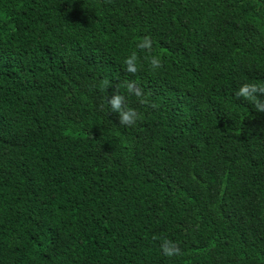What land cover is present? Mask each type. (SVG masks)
<instances>
[{
    "label": "trees",
    "instance_id": "1",
    "mask_svg": "<svg viewBox=\"0 0 264 264\" xmlns=\"http://www.w3.org/2000/svg\"><path fill=\"white\" fill-rule=\"evenodd\" d=\"M126 79L150 101L120 88L133 127L108 105ZM245 83H264V0H0V264H264Z\"/></svg>",
    "mask_w": 264,
    "mask_h": 264
},
{
    "label": "clouds",
    "instance_id": "2",
    "mask_svg": "<svg viewBox=\"0 0 264 264\" xmlns=\"http://www.w3.org/2000/svg\"><path fill=\"white\" fill-rule=\"evenodd\" d=\"M136 48L146 53L144 59L147 60L151 71L155 72L163 67L161 58L152 54L153 38L151 36L140 38L136 44ZM139 61L140 57L137 52L133 51L130 53L123 61L125 72L135 76L140 71ZM108 86L109 81L107 79L101 82L102 88H107ZM121 87L126 89L130 96H135L140 105H149L150 101L135 80L127 79L121 85L117 86L115 92L109 97L108 105L111 113L118 114L119 124L121 126L133 127L142 119V116L135 108L129 106L126 96L120 93ZM235 95L238 98H244L249 101L256 112L264 113V99H262L264 97V83L242 84L236 90ZM150 106L153 108L156 107L155 104H151ZM160 250L163 255L169 258L182 254L179 244L166 238L162 240Z\"/></svg>",
    "mask_w": 264,
    "mask_h": 264
}]
</instances>
